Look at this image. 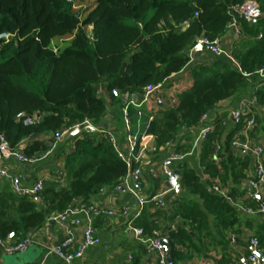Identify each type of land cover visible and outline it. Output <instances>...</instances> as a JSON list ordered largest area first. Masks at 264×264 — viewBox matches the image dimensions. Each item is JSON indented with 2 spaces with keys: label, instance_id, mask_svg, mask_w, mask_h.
I'll list each match as a JSON object with an SVG mask.
<instances>
[{
  "label": "trees",
  "instance_id": "obj_1",
  "mask_svg": "<svg viewBox=\"0 0 264 264\" xmlns=\"http://www.w3.org/2000/svg\"><path fill=\"white\" fill-rule=\"evenodd\" d=\"M244 1L0 0V34H7L0 39V134L14 149L32 135L54 134L84 119L97 125L106 110L100 86L109 94L118 91L120 102L147 85L163 83L188 64L195 38L223 37L227 9ZM252 1L264 12V0ZM239 27L241 38L231 53L239 68L219 59L194 66L191 87L148 125L146 133L155 137L158 149L173 142L180 129L197 127L201 116L217 104L252 94L247 78L257 76L264 66V16L252 24L240 20ZM54 38L68 39V46L51 47ZM19 113L40 119L24 126L16 120ZM213 122L200 149V166L214 180L236 183L244 177L240 170L245 165L237 166L231 142L240 126L224 135L219 121ZM80 135L63 157L64 185L44 183L36 197H29L17 196L9 184H0V239L9 232L26 238L42 228L48 216L64 212L79 199L97 196L126 177L127 167L106 137L95 131ZM46 150L36 140L23 147V154L33 158ZM179 182L202 201L214 225L196 203H183L177 212L188 221L189 230L170 232L169 239L175 246L197 250L196 238L232 226L235 211L192 170H182ZM142 229L149 236L156 226Z\"/></svg>",
  "mask_w": 264,
  "mask_h": 264
},
{
  "label": "crops",
  "instance_id": "obj_2",
  "mask_svg": "<svg viewBox=\"0 0 264 264\" xmlns=\"http://www.w3.org/2000/svg\"><path fill=\"white\" fill-rule=\"evenodd\" d=\"M239 32L240 27L238 33L227 29L223 37L219 39L221 47L229 57H232L231 53L239 43L241 38L238 35ZM188 57L189 62L185 68L178 74L167 78L163 82L162 88L149 97L146 103L141 106L140 110L143 113V117L140 120V124L145 121L146 117H154L159 110L169 108L171 99H177L181 92L191 87L192 78L190 71L194 66L215 60V56L205 51H197L191 54L190 50H188ZM229 57H222L221 61L236 68ZM247 82L252 84V94L239 95L230 101H223L217 104L209 112V123L213 126V121L218 120L223 134L226 135L232 133L239 126L232 119L235 112H240L245 117L252 116L254 118V126L248 132V137L253 147L261 150L260 161L264 166V80H261L258 76H253L247 78ZM99 94L105 101L106 110L97 123L96 129L115 133L120 148L124 150L123 124L122 126L120 124L122 122L121 108L126 95L119 102V96L116 98L112 97L103 86L99 87ZM156 97L161 98L163 105H156ZM141 98V93L130 95V100L133 102H139ZM130 109L135 111L133 107ZM134 119L135 117H131L132 123H134ZM137 121L138 119H136ZM199 129V125L192 129H180L175 140L171 142L170 147L158 149L155 145V151L147 152L134 164L136 167L141 168V175L137 183L130 180V187L135 190L138 196L144 198L159 196L164 203L163 208H156L151 204H147L141 216L134 220V225L141 228L144 225L146 227L155 225L164 240L170 241V232H176L180 228L189 230L188 221L183 220L177 212L180 204L183 203H196L199 209L207 214L210 224L214 225L211 216L207 213L198 197L190 195L181 187L179 192L175 190L172 194L165 193L166 184L161 165L163 159L172 151L188 150ZM81 132L69 138L66 136L57 143L51 156L34 164H19L14 160H9L7 162L9 173L17 175L21 185L27 188H31L38 180H41L43 184L53 182L60 184V186L64 185L63 157L72 151L74 138L79 136ZM51 136L52 133L32 135L23 140L20 146L25 147L39 140L48 148ZM236 136L237 134L234 138ZM240 140L242 141L243 138H240ZM231 152L238 167L245 165L240 170L244 177L233 184H229V182L222 183V181L218 180L221 190L225 193L224 196H220L212 190L214 179L204 174L198 159L199 156L188 158L181 164L173 165L175 171L179 173V181L182 170H192L198 176L201 184L218 197L226 199L235 211V221L232 226L225 229H214L210 231L209 235L205 232L196 238L195 245L197 250L186 249L181 245L175 246L170 241L174 246L173 251H175V254H172L173 251L170 253L173 264H243L252 252V247L249 244L250 239L256 238L260 243V247H264V220L257 213L251 214L246 211L247 208L255 209L257 207L256 202L248 201L245 197L248 191L246 181L253 175L257 160L251 153L240 149L231 147ZM179 181L178 184L180 186ZM3 183L9 184L7 180L0 179V184ZM36 200L38 201V198ZM257 200L264 203V188L257 196ZM78 201L109 208L114 210L116 215L113 217H89L99 242L87 248L83 257L75 260L73 264H156L155 257L147 252L144 242L135 238L128 229V217L122 215L124 209L129 212L136 210V199L132 194L120 193L114 191L113 188H106L97 196L86 200L79 199ZM78 219L82 223L80 226L71 225L69 222L64 224L51 223L48 225L44 223L42 228L27 235L31 243L26 251L13 255L0 252V264H65L62 259L52 254L49 249L59 246L62 242L69 239L73 242L72 248L75 247L82 239L83 224L87 221V217L79 215ZM145 237L149 236L145 234ZM262 262L264 263L263 259Z\"/></svg>",
  "mask_w": 264,
  "mask_h": 264
},
{
  "label": "built area",
  "instance_id": "obj_3",
  "mask_svg": "<svg viewBox=\"0 0 264 264\" xmlns=\"http://www.w3.org/2000/svg\"><path fill=\"white\" fill-rule=\"evenodd\" d=\"M227 15L229 17L227 29L238 33L240 20L246 24H250L253 21L260 19L264 15V12L260 10L259 5L255 1L247 0L241 4L230 6L227 9ZM259 38H261V36H259ZM197 51H205L215 57H229L221 47V41L217 38L210 39L205 36H199L195 38L190 49V53L193 54ZM229 59L231 63L238 69L239 66L237 62L232 57H229ZM256 75L261 80H264V66L257 70ZM243 76H246V74L243 73ZM162 85L163 83L145 86L142 89V98L139 102L131 101L130 95L125 96L126 98L121 108L123 122V143L125 145L124 150L120 148L115 133L101 130L98 131L96 129V125H93L88 119H84L82 122L75 124L70 128L61 129L52 134L47 150L40 156L33 158L26 157L23 154V147L20 145L14 149H11L8 146L5 137L0 134V179H5L8 181L9 186L15 195L36 197L43 190V182L38 180L31 188L23 187L20 183L19 177L9 173V166L7 165V162L9 160H14L19 164H34L51 156L54 149L56 148L57 143L63 140L67 136L68 132L72 129H80L82 127L92 128L95 132L97 131L98 134H101L107 138L118 157L125 163L127 167L128 172L126 177L116 186H114L113 190L120 193H130L136 199V210L134 212H129L125 209L122 212L123 216L128 217V229L132 232L135 238L144 242L147 252L155 257L156 264H173L171 261L170 248L161 237L160 231L158 229H153L149 237H145L144 230L141 227L134 225V220L141 216L143 209L147 204H151L156 208H163L164 203L159 196H153L149 198L138 196L135 190L129 185L130 180L134 183H137L141 175V168L138 166L136 167L134 164L137 163L147 152L155 151L156 148L155 137L146 133L149 123L153 120V116L146 117L145 121L143 122L142 132H134L130 108L133 107L135 109L136 115L138 117L137 124H140V120L143 117V113L140 110L141 106L146 103L149 97L160 90ZM110 94L114 98L119 96V93L116 90H112ZM155 103L157 106L163 105V101L159 97L155 98ZM175 105L176 99H171L169 108H172ZM39 119L40 117L37 115L30 117H27L23 113L16 115V120L20 121L24 126L35 124L39 121ZM232 119L237 125L240 126V130L237 136L232 140L231 147L240 149L244 152H249L257 160L253 175L246 181L248 191L245 195L248 201L256 202L257 207L255 209L247 208L246 211L251 214L257 213L264 220V203L258 202L257 200V196L264 188V166L260 161L261 150L257 147H253L252 142L248 137V132L251 131L254 126V118L252 116L245 117L240 112H235L232 116ZM209 121V113L203 114L199 120V132L196 138L193 140L190 148L186 151H172L163 159L161 165L166 184L165 193L172 194L176 190V184L174 181L175 169L173 165L181 164L188 158H196L199 156L202 143L212 131V126L210 125ZM240 138H243V140L241 141ZM170 146L171 143H168L164 147L168 148ZM216 148L219 150V146ZM214 160H218L217 156H214ZM212 190L220 196L225 195V193L221 190L217 179L213 182ZM79 215H84L87 217V221L83 224L82 239L75 245V247L72 248L73 242L71 239H69L62 242L59 246L51 247L49 249L52 254L62 259L65 264H73L75 260L81 259L87 248L96 245L99 242L89 217H113L116 215V212L100 205L76 201L64 212L48 216L46 218L45 224H64L69 222L71 225L80 226L82 223L78 219ZM30 243L31 241L28 237L21 238L14 232H9L4 239H0V252L7 255L22 253L26 251ZM249 244L252 247V252L248 255L243 264H264L262 262V259L264 260V247H260V243L256 238L250 239ZM258 254H260L261 258Z\"/></svg>",
  "mask_w": 264,
  "mask_h": 264
},
{
  "label": "water",
  "instance_id": "obj_4",
  "mask_svg": "<svg viewBox=\"0 0 264 264\" xmlns=\"http://www.w3.org/2000/svg\"><path fill=\"white\" fill-rule=\"evenodd\" d=\"M254 22L255 21H253L252 23H254ZM3 38H7V34L6 33L0 34V39H3ZM215 59L221 60L222 57H215ZM80 131H90V132H94V130L92 128H89V127H82L80 129L74 128V129H72L71 131L68 132L67 138H69L71 136L77 135ZM174 181H175V184H176V192H179L180 191V186L178 184V181H179V173L177 171H175V173H174ZM164 242L168 244V246L170 248V253H171L174 250V246L171 244V242L169 240H166L165 239ZM258 255L261 258L260 254H258Z\"/></svg>",
  "mask_w": 264,
  "mask_h": 264
},
{
  "label": "rangeland",
  "instance_id": "obj_5",
  "mask_svg": "<svg viewBox=\"0 0 264 264\" xmlns=\"http://www.w3.org/2000/svg\"><path fill=\"white\" fill-rule=\"evenodd\" d=\"M76 8H78V7H76ZM82 16H84V14ZM67 46H68V39L54 38L52 40V43H51V47H55V48H58V49H63L65 47H67ZM130 115H131V117H135V119L133 120L134 123H132L134 132L135 131H138L139 133L142 132L143 123L137 124L136 119H138V117L136 115V111H132L130 109ZM122 124L123 123L121 122L120 126H122Z\"/></svg>",
  "mask_w": 264,
  "mask_h": 264
}]
</instances>
